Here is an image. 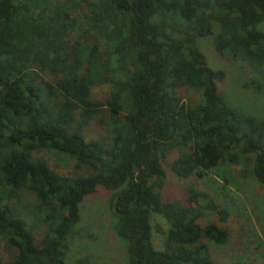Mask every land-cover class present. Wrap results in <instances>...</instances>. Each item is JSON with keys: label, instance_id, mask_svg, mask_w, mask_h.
I'll list each match as a JSON object with an SVG mask.
<instances>
[{"label": "trees", "instance_id": "trees-1", "mask_svg": "<svg viewBox=\"0 0 264 264\" xmlns=\"http://www.w3.org/2000/svg\"><path fill=\"white\" fill-rule=\"evenodd\" d=\"M263 19L264 0H0V240L16 251L0 264H64L79 206L98 188L112 193L129 264H214L204 240L222 245L228 232L197 220L216 207L194 189L183 203L163 201V161L181 149L171 173L201 179L236 164L240 150L254 154L264 185V120L224 100L217 83L225 73L206 65L197 43L213 36L217 54L264 77ZM95 85L109 86L105 102L91 100ZM187 86L201 89L202 103L183 102ZM103 109L106 135L87 139L84 128ZM44 150L89 173H56L34 156ZM23 191L38 203L39 243L16 203ZM152 214L168 224L161 251Z\"/></svg>", "mask_w": 264, "mask_h": 264}, {"label": "rangeland", "instance_id": "rangeland-1", "mask_svg": "<svg viewBox=\"0 0 264 264\" xmlns=\"http://www.w3.org/2000/svg\"><path fill=\"white\" fill-rule=\"evenodd\" d=\"M80 11L84 12V8ZM258 27L264 32V19ZM78 35L77 30L69 34L66 44L75 45ZM213 38L204 36L199 38L197 43L206 65L225 73L224 78L217 83L219 93L236 110L264 120V77L256 78L245 62L234 60L227 54H217ZM179 94L183 102L190 107L203 101L201 89L182 87ZM109 95L108 85H95L90 92L91 100L97 102H105ZM106 112V109L101 110L84 128L83 134L87 139H99L106 135ZM181 152V149L172 150L163 161L166 181L161 189L162 200L183 203L189 189L207 194L216 209L205 211L197 220L198 224L201 227L215 224L228 232L225 244L216 245L204 240L214 264L240 261L264 264V185L253 174L254 154L236 150V164L221 163L199 179L195 176L178 178L171 173L170 162ZM34 156L45 159L48 166L61 175L89 173L87 167H77L72 159L62 154L44 150ZM111 197V192L98 188L80 204V221L68 236L64 264H129L127 244L116 236L113 229L115 219L110 209ZM16 203L24 212V218L33 231L35 241L39 243L45 226L38 216L40 212L36 210L38 203L35 196L23 191ZM220 210L227 212L225 220H221ZM151 223L153 245L161 251L164 249V234L168 224L155 214H152ZM15 256V249L0 240V260L9 262Z\"/></svg>", "mask_w": 264, "mask_h": 264}]
</instances>
